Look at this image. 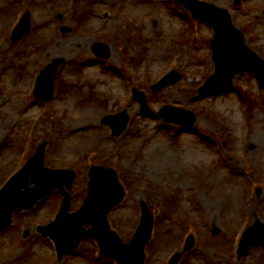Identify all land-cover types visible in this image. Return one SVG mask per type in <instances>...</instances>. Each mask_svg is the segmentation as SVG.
I'll return each instance as SVG.
<instances>
[{"label":"rangeland","instance_id":"374dc122","mask_svg":"<svg viewBox=\"0 0 264 264\" xmlns=\"http://www.w3.org/2000/svg\"><path fill=\"white\" fill-rule=\"evenodd\" d=\"M202 1L227 9L264 59V0ZM27 10L31 30L12 41L10 30ZM190 13L177 0H0V189L46 144L47 167L76 171L71 211L82 206L95 165L117 169L126 188L110 214L125 241L140 223V202H148L156 223L146 264H168L192 234L197 243L181 264H264L262 248L237 258L245 229L264 223V89L254 75L239 74L233 87L199 95L215 73L214 29ZM96 42L109 46L110 58L97 57ZM55 58L66 63L45 103L34 96V84ZM171 70L182 78L153 90ZM133 87L156 111L168 105L193 111L195 127L143 115ZM125 109L129 127L114 137L103 119ZM61 203L53 191L15 214L0 235V264H115L95 259L94 239L59 262L37 227L50 223Z\"/></svg>","mask_w":264,"mask_h":264},{"label":"water","instance_id":"95a60500","mask_svg":"<svg viewBox=\"0 0 264 264\" xmlns=\"http://www.w3.org/2000/svg\"><path fill=\"white\" fill-rule=\"evenodd\" d=\"M190 9L195 18L211 23L216 29V37L212 44L213 59L216 63V73L200 89L202 95L214 90L231 86L234 77L239 73H252L256 75L264 87V61L249 48L244 41V35L233 24L231 15L226 9L216 5L206 4L197 0H180ZM241 0H237L239 4ZM31 26L30 14H26L15 31L13 40H21ZM102 47V45H99ZM103 56L108 52L101 51ZM64 59L58 58L41 74L36 95L49 100L54 94V78ZM181 76L176 72L170 73L165 79L154 86L155 89L171 85L179 81ZM135 99L142 104V112L155 115L147 102L146 95L137 91ZM160 115L170 122L192 127L197 118L195 114L186 109L165 107ZM127 110L107 116L105 124L111 125L114 135L123 133L129 123ZM45 148L43 144L36 155L20 170L0 192V233L9 228L13 221L15 211L33 208L48 192L58 189L65 195L61 212L57 219L49 226L39 227V231L51 236L60 253L76 249L86 238L96 237L100 242L103 253L117 259L120 264H144L145 246L150 240L154 222L146 202H142L143 220L135 239L125 244L118 234L111 230L108 213L124 198L125 190L117 179V173L112 169L94 167L90 172V194L81 210L70 213L71 194L65 187L72 188L75 172L67 170H51L45 167ZM34 184V186H32ZM93 228L87 230L86 225ZM219 231H215L217 234ZM191 239L187 249L193 246ZM253 246L264 247V224L257 221L249 228L242 240L240 258L248 254ZM181 254L176 255L171 264H177Z\"/></svg>","mask_w":264,"mask_h":264}]
</instances>
